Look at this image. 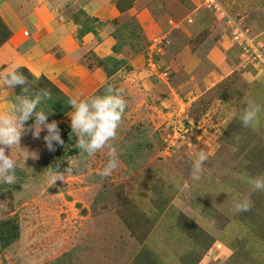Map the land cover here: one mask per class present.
I'll return each instance as SVG.
<instances>
[{
	"label": "rangeland",
	"instance_id": "1",
	"mask_svg": "<svg viewBox=\"0 0 264 264\" xmlns=\"http://www.w3.org/2000/svg\"><path fill=\"white\" fill-rule=\"evenodd\" d=\"M0 2L26 34L36 7L73 19L83 0ZM114 3L147 9L156 25L136 40L139 65L107 81L127 101L112 142L119 164L102 177L108 149L85 158L69 134L50 151L46 130L27 131L20 147L30 153H9L16 184L0 185V224L16 226L0 264H264V191L248 182L264 176V111L255 128L240 119L249 102L264 108V0ZM6 96L0 111L10 112ZM201 150L208 159L192 181ZM50 170L63 181L49 186ZM245 197L251 209L235 211Z\"/></svg>",
	"mask_w": 264,
	"mask_h": 264
},
{
	"label": "crops",
	"instance_id": "2",
	"mask_svg": "<svg viewBox=\"0 0 264 264\" xmlns=\"http://www.w3.org/2000/svg\"><path fill=\"white\" fill-rule=\"evenodd\" d=\"M76 18L61 15L56 19L53 6H38L30 17V29L23 34L16 28L13 15L0 2V20L10 31L0 44V73L8 71L13 63L28 77L33 91H39L38 78L49 85L52 101L42 103L50 111L48 121H56L65 135L71 130L69 98L86 99L93 96L107 81L119 73L122 65L135 67L141 60L137 39H151L155 22L145 8L128 7L119 10L114 0H83L76 7ZM20 70V71H21ZM7 94L5 107L11 111L15 96L20 94L0 86ZM30 119L26 126H31ZM8 222V220H7ZM0 224V246L8 243L14 226L5 229Z\"/></svg>",
	"mask_w": 264,
	"mask_h": 264
},
{
	"label": "clouds",
	"instance_id": "3",
	"mask_svg": "<svg viewBox=\"0 0 264 264\" xmlns=\"http://www.w3.org/2000/svg\"><path fill=\"white\" fill-rule=\"evenodd\" d=\"M20 67L21 65L13 63L8 71L0 73V86L12 90L20 88V94L15 96L11 111H0V185L16 184L17 161L9 153L13 148L23 149L20 147V141L27 131H31L34 137L39 138L40 132L46 130L44 141L50 151L54 150L53 142L61 145L64 143L58 123L54 120L48 121L50 111L42 108L38 110L42 103L52 101L51 92L46 89L33 91L28 77L19 70ZM68 103L72 107L69 116L71 130L77 137V148L85 158L93 157L105 148L108 149L110 158L100 174L102 177L109 176L119 164L117 149L112 142L117 138V130L127 107L122 92L108 84L104 95H94L82 100L69 98ZM261 111H264L261 105L249 102L240 116L243 125L255 128ZM30 119L33 120V124L26 126ZM23 150L30 153L26 149ZM29 157L32 156L25 154L24 160ZM207 159L208 154L205 151L196 153L190 173L192 181L200 180ZM48 175L49 186L57 180L64 179V173L56 170H50ZM248 182L253 191H264V176L251 178ZM251 207L252 203L247 197L234 204V210L237 212L249 211Z\"/></svg>",
	"mask_w": 264,
	"mask_h": 264
},
{
	"label": "trees",
	"instance_id": "4",
	"mask_svg": "<svg viewBox=\"0 0 264 264\" xmlns=\"http://www.w3.org/2000/svg\"><path fill=\"white\" fill-rule=\"evenodd\" d=\"M0 26H1L2 28L5 29V26H4V24H3L1 21H0ZM8 36H9V31H8V29H7L6 34H4V35L2 36V38H1V40H0V44H1V42H3ZM15 91H16V89H15ZM59 129H60V135H61V138H65V137H66L65 132L62 131L60 127H59ZM64 136H65V137H64ZM15 229H16V226H14V230H15ZM15 238H16V234H15V233H12V235L10 236V239H9L8 243H6V244L3 245V246H0V248L5 247L6 245H8V244H9L13 239H15Z\"/></svg>",
	"mask_w": 264,
	"mask_h": 264
},
{
	"label": "built area",
	"instance_id": "5",
	"mask_svg": "<svg viewBox=\"0 0 264 264\" xmlns=\"http://www.w3.org/2000/svg\"><path fill=\"white\" fill-rule=\"evenodd\" d=\"M202 3L206 5L207 7L216 6V0H202ZM24 33H26V31Z\"/></svg>",
	"mask_w": 264,
	"mask_h": 264
}]
</instances>
